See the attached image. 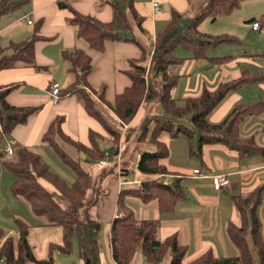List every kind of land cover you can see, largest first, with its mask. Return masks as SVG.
I'll use <instances>...</instances> for the list:
<instances>
[{
	"label": "trees",
	"instance_id": "obj_1",
	"mask_svg": "<svg viewBox=\"0 0 264 264\" xmlns=\"http://www.w3.org/2000/svg\"><path fill=\"white\" fill-rule=\"evenodd\" d=\"M30 0H0V16L18 10ZM73 0H58L60 8H66L72 13L69 23L76 27V37L91 49L103 50L105 41L120 39L132 40L126 10H130L136 24L140 27L142 18L137 14L133 0H105L112 7V16L109 21H101L96 17L78 12L72 6ZM193 0H189L191 3ZM244 0H205L200 12L193 16L171 9L170 20L167 26L156 34V47L161 49L154 60L153 75L160 80V94L158 103L160 114L152 127L143 126L139 131L138 140H148L152 149L140 153L137 169L144 174L163 173L166 168L157 164L160 158L167 155L166 145L158 139L161 132L172 137L184 135L189 143L190 153L200 155L205 144L221 143L231 150L237 151L242 158L264 155V147L255 143L254 139H243L239 136L241 122L251 115L264 112V99L234 105L226 116L217 123L208 120V114L233 90L245 84H253L264 80V71L259 69H245L238 78L219 82L214 89L203 87L200 94L195 97L183 99L179 105L177 99L171 94L177 85L179 76L170 72L172 65L178 64L182 58L173 55L176 47L182 46L192 52V58H207L210 64H221L233 58V55L207 57L205 51L225 41H237L234 35H211L199 30L198 24L204 18L215 19L218 16L228 15ZM251 24L256 22L260 29H264V12L257 17L249 19ZM181 27V28H180ZM181 29V31H179ZM37 26L27 39L21 41L10 40L6 45L0 44V69L14 67L17 64L36 65L34 58V44L42 38ZM7 52V53H6ZM146 49L141 48V56L129 59L124 73L130 83L115 94L113 102H106L103 87L93 88L87 82V75L91 70V57L81 48H65L61 51L62 60L66 63L67 72L74 74L73 81L58 92L59 97L72 94L83 105L85 111L97 119L109 131L112 141L116 144L120 137L118 130L108 124L101 105L104 104L118 116L120 122H128L144 100H149L156 94L154 89L143 92ZM258 55H264V53ZM133 72V73H132ZM16 86L0 85V142L5 145L11 143L12 130L25 124L32 114L39 109L38 106H18L7 100V95ZM88 87L96 95L92 96L83 88ZM157 95V94H156ZM97 98V99H95ZM99 99V101H97ZM103 106V105H102ZM183 118L187 121L184 123ZM106 120V121H105ZM63 117L55 115L43 132L40 142L48 145L57 157L74 174L71 183L61 178L41 156L26 146L17 147L14 159L5 160L2 164L13 175L14 179L9 185V191L14 197L25 199L31 212L35 216H42V225H54L62 230L61 243H49V253L52 249L69 251L71 239L79 230L80 220L78 210L85 205L87 192L92 187L90 173L82 167L81 163L69 156L62 144L58 143L70 139L76 151L83 153L90 160L98 161L104 157L101 149L99 135L92 129L88 131V144L73 140L64 133L61 123ZM106 122V123H105ZM57 136V137H56ZM10 137V138H9ZM69 142V141H68ZM4 145V146H5ZM116 146V145H115ZM45 179L58 191L66 204L61 207L53 195L39 182ZM264 185L260 184L249 194L242 197L235 196V205L240 216V223L236 225L231 221L227 223L226 231L229 239L238 249L233 256H215L210 250L187 264H264V239L261 233V222L257 209L262 199ZM182 187L176 179L163 183L157 179H141L137 189L119 190L115 204L116 214L110 222L108 240L111 259L116 264H130L135 252L140 250L148 262L155 263L161 260L162 255L170 252L169 264H184L182 257L184 248L178 245L174 234L160 240L156 236L159 222L157 219H138L132 210L125 204V195L133 194L143 200L156 197L159 211H170L174 203L180 198ZM17 239L6 235L0 228V259L3 264H50L51 258H37L33 247L28 241V225L21 219L15 218ZM82 257L88 264H96L94 252L82 241ZM251 245L256 250L257 262L254 259ZM89 255L94 256L90 258Z\"/></svg>",
	"mask_w": 264,
	"mask_h": 264
},
{
	"label": "crops",
	"instance_id": "obj_2",
	"mask_svg": "<svg viewBox=\"0 0 264 264\" xmlns=\"http://www.w3.org/2000/svg\"><path fill=\"white\" fill-rule=\"evenodd\" d=\"M57 1L30 0L18 10L0 16V44L3 46L10 40L27 39L36 26L39 35L42 36L34 44L35 62L40 68L17 64L14 67L0 69V85L16 84L7 95L10 103L18 106L39 105V109L25 124L18 125L12 130L10 140L13 138L17 147L36 146L51 150L48 145L40 142V138L55 115L63 117L61 127L73 140L80 141V134L86 133L88 136L90 129L83 128L82 123L87 125L91 120L90 125L102 126L97 119L85 111L83 105L72 94L61 96L55 102L51 99L50 85L53 82L58 83L61 92V89L74 79V74L66 71L67 65L61 57L63 49L81 48L91 57L92 67L87 75V82L93 88L102 86L105 101L111 103L115 94L121 92L130 83L123 70L127 67V61L139 58L141 48L148 49L155 35L169 23L171 9L185 11L187 15L190 13L189 16H193V12L189 10V0H144L143 2L133 0L132 4L142 18L139 27L130 10H126L129 31L131 29L133 39H120L123 40L121 42L119 40L105 41L103 50L97 51L76 37V27L69 23L72 13L66 8L58 7ZM99 1L102 0H73L71 4L78 12L92 15L101 21H109L112 16V7L105 5L98 11L94 10L95 3ZM153 2L158 3L157 11L153 10ZM28 17L31 23H27ZM249 23L251 28V21ZM251 30L255 32L260 29L251 28ZM186 51L171 73L179 76L178 84L171 91L176 99L178 95L181 99L198 96L203 87L214 89L224 79L239 77L245 69L264 71V55L257 54L264 52L236 54L227 62L212 65L207 58H192V52ZM206 51L207 57H214L208 56ZM219 69L222 73L218 72ZM201 74L210 75L204 79L200 78ZM261 99H264V80L245 84L230 91L207 118L212 123L220 122L234 105ZM105 108L109 110L107 106ZM144 116L145 109L141 107L132 118L130 127L138 123L134 126L136 128L144 120ZM113 122L112 118L110 123ZM105 134L107 133L104 132ZM182 136L185 139L180 138V135L172 137L166 132H161L158 139L166 145L167 155L160 158L157 164L165 167L166 171L153 174L141 173L137 169L139 157H136L133 166L136 168V174H132L133 179L130 181L123 179L126 182H124V188L120 189L122 181L118 177L116 196L119 190L139 188L141 179L144 178L162 180L163 183L176 179L182 187V193L170 211H159L156 197L143 200L133 194L125 195L126 205L138 219L158 220L159 226L156 232L158 239L164 240L171 234L175 235L178 245L184 248L182 257L184 264L190 263L208 250L215 256L236 255L238 249L229 239L226 231L228 222L239 225L241 221L234 197L238 195L244 197L258 185H264V155L242 158L237 151L221 143H213L203 145L198 156L190 153L187 138ZM239 136L243 139L252 137L257 145L264 147V112L247 116L239 126ZM143 142L151 145L146 139ZM82 143L88 144L89 140ZM2 159L3 147L0 148V161H3ZM194 169H198L199 173H193ZM121 171L125 175L128 170L124 168ZM70 173L74 177V174ZM214 175H224L228 179V184L216 189L212 183ZM262 199L259 205L260 212H264V188ZM115 214L116 204L111 220ZM261 222V233L263 232L264 239L262 216ZM12 233L15 234V232ZM140 255L143 258L139 259L141 264H169L170 261L169 251H166L161 260L155 263L148 262L141 253ZM113 264L116 263L113 261Z\"/></svg>",
	"mask_w": 264,
	"mask_h": 264
},
{
	"label": "rangeland",
	"instance_id": "obj_3",
	"mask_svg": "<svg viewBox=\"0 0 264 264\" xmlns=\"http://www.w3.org/2000/svg\"><path fill=\"white\" fill-rule=\"evenodd\" d=\"M135 1L143 2L144 0ZM204 4L205 0H193L191 1V3H189V10H191L194 15L200 12ZM105 5L110 6L109 2H104L103 0L99 1L95 3L94 10L98 11L104 8ZM263 10L264 0H244L228 15L218 16L215 19H202L198 24V28L201 32L211 35L228 34L234 35L237 38V41H225L217 44L216 46L209 47L206 51L207 55H246V53L250 52H264V29L258 28L260 30L254 32L251 30L249 23V19L252 16H259V14L264 12ZM189 14L190 13H188L187 16H189ZM179 31H181V29H179ZM128 33L133 37L131 29ZM121 41L123 40H119V42ZM155 45L156 35L153 38L150 46L146 50L147 52L145 55L146 60L143 92L146 93L147 91L149 92L154 89L157 95L155 94L154 97L149 100H144L136 110L135 114L137 113L139 108L144 107L145 109L144 120L136 128L134 126L138 123L133 127H130V122L132 121V119H130V121L128 122H120V119L110 107L108 110L107 108H105L106 106L104 104L103 106L101 105V108L103 107V114L105 115L108 124H110L113 129L119 131L120 137L118 139V142L115 144L114 141H112V137L109 131L104 127V129L102 128V124V126H100V124L99 126L90 125V123L92 122L91 120L87 125L82 123L83 128L93 129V131L96 130L100 133L99 134L94 131L99 135L98 139L102 147L101 149L104 151V157L98 161L90 160L83 153L76 151L74 146L71 144L70 139H67L69 142L63 139V142H61L56 136L58 143L62 144L66 153L74 160L79 161L82 167L90 173L92 180L91 183L93 184L87 192L88 198L85 201V205L78 210L77 217L80 220L79 230L72 236L71 247L69 251L52 249L49 253V243H61V228L54 225H42V222H44V218L42 216H35L31 212L30 206L25 199H22L21 197H14L10 193L9 185L13 181L14 177L0 161V228L2 229L4 234L12 235L14 241H16L17 226L15 218L24 221L28 225L29 244L33 247V253L37 258L50 257V264H85V260L82 257L83 255L81 244L83 241V243L88 246L89 251L94 252V261L96 262V264H113L109 253L110 249L108 231L111 215L115 207L116 189L118 186L117 179L118 177H120V181H122V185L119 186V189L124 188V182L126 181H124L123 179L127 181L133 179L132 174H136V168H133L134 161H136L135 158L139 157L138 154H140L138 151L152 149V146L147 142L138 140L139 131L143 126H152L155 121L154 117L163 116L160 114L158 103V95L160 94L159 92L161 86L160 80L158 77L156 78L153 75L152 70L154 60L161 52V49L157 48ZM186 52L187 51L184 47L178 46L174 49L173 55L182 58L181 56L185 55ZM176 66L177 64L171 66V73H173V70ZM218 72L222 73L220 69L218 70ZM208 75L210 74H205V76L201 74L200 78L203 77L205 79L206 77H208ZM209 77L212 78V76ZM225 81L226 80L224 79L220 82L222 83ZM83 89L92 96L96 95L95 92L91 91V89L88 87H85ZM177 97V103L179 105L183 104V99H181L179 95ZM97 101H99V99ZM112 118L114 122L110 123ZM183 120L184 123H186V118H183ZM104 132H106L107 134L104 135ZM80 136L81 142L87 141L88 136L86 133L80 134ZM180 138L185 139L181 134ZM11 140L14 148H17V146L13 142V138ZM3 146L4 143L0 142V148H2ZM29 148L42 156L43 160L61 178L67 180V182L69 183L73 181L74 177L70 173V169L67 167V165L60 161V159L57 158V155L53 150H48L46 147L36 146H30ZM51 153H53V155ZM14 155L12 157L13 159L15 158ZM102 161H105V163H103ZM124 168L129 171H127L125 175H123L121 171ZM39 182L47 191H49L53 195L54 199L59 203L61 207L65 206V200L59 196L58 191L50 182L45 179H40ZM125 199L124 201L126 204ZM262 200L263 199H261L259 204L262 203ZM259 207L260 206H258L257 209V215L259 221L261 222V216L264 218V212H260ZM12 232H15V234ZM251 248L252 250H249V253H252L254 259L257 262L256 250L252 245ZM94 256L89 255L90 258H93ZM139 259L142 260L143 258L140 255V250H137L130 264H141L139 262Z\"/></svg>",
	"mask_w": 264,
	"mask_h": 264
},
{
	"label": "built area",
	"instance_id": "obj_4",
	"mask_svg": "<svg viewBox=\"0 0 264 264\" xmlns=\"http://www.w3.org/2000/svg\"><path fill=\"white\" fill-rule=\"evenodd\" d=\"M152 7L154 11L158 10V3L157 2H153L152 3ZM27 23H31V19L28 17L27 18ZM251 28L256 30L259 28L258 24L256 22H253L251 24ZM59 90V85L58 83H52L50 85V92H51V99L55 102L58 98V91ZM15 148L13 147V145L11 143H7L5 146H3V159H12L14 153H15ZM101 162V161H100ZM103 163H105V161H102ZM193 173H199L198 169H194ZM212 183L213 186L216 189H220L223 186H226L228 184V179L224 176V175H214L212 176ZM3 241V239H0V244ZM0 263L3 264V258L0 259Z\"/></svg>",
	"mask_w": 264,
	"mask_h": 264
},
{
	"label": "water",
	"instance_id": "obj_5",
	"mask_svg": "<svg viewBox=\"0 0 264 264\" xmlns=\"http://www.w3.org/2000/svg\"><path fill=\"white\" fill-rule=\"evenodd\" d=\"M85 264H88L87 262H85Z\"/></svg>",
	"mask_w": 264,
	"mask_h": 264
}]
</instances>
